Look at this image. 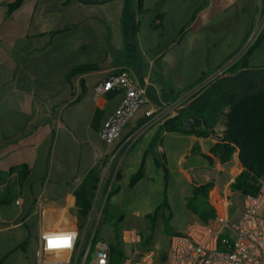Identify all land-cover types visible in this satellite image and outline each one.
<instances>
[{"label":"crops","instance_id":"crops-1","mask_svg":"<svg viewBox=\"0 0 264 264\" xmlns=\"http://www.w3.org/2000/svg\"><path fill=\"white\" fill-rule=\"evenodd\" d=\"M13 1L0 0V224L35 229V250L41 231L75 226L74 191L90 170L99 175V191L106 181L113 184L112 190L118 189L120 206L137 197L138 188L147 191L151 180L147 167L154 175L162 172L167 182L169 154L205 159L215 143L212 135L158 134L159 123L144 126L143 110L106 143L99 131L121 94L110 91L93 99L95 84L127 70L145 89L151 106L185 104L192 88L205 86L242 57L261 37L251 40L264 23V0H141L144 11L136 17L138 52L135 61L126 64L120 28L123 0H23L8 12ZM234 36L239 40L226 51ZM261 45L260 38L256 47ZM88 64L95 68L72 72L73 67ZM155 67L159 73L153 77ZM259 68L264 69V58L250 52L242 69ZM171 140L180 146L171 148ZM156 161L166 166V176ZM205 161L179 169L189 191L193 181L189 172L207 177L208 167L229 162ZM140 165L143 175L129 187V178ZM241 171L242 167L232 181ZM7 187L15 191L13 200L4 194ZM228 193L239 192L229 184ZM140 214L147 218V211Z\"/></svg>","mask_w":264,"mask_h":264},{"label":"trees","instance_id":"trees-1","mask_svg":"<svg viewBox=\"0 0 264 264\" xmlns=\"http://www.w3.org/2000/svg\"><path fill=\"white\" fill-rule=\"evenodd\" d=\"M23 0H14L8 5V12L16 8ZM83 3H103L108 0H79ZM141 0H123L120 14V28L123 40L122 59L126 64L135 61V53L138 52L136 37V17L142 13ZM261 37L255 40L226 71L216 75L199 91L178 108L172 115L158 124V134L163 131L192 134L198 137L212 135L214 125L221 119L225 128L221 137L215 139L214 145L204 154L205 159L212 164L216 160L223 164L235 154L242 171L230 183V189L243 194H255L258 191V183L264 177V69H242L246 66V60L251 50L258 44ZM94 65H80L72 68L73 73L94 69ZM200 119V122L185 123L188 119ZM167 174L166 166L156 161ZM143 175L142 165L133 173L128 181L132 187ZM99 175L95 170H90L78 188L74 191L76 211L81 227L92 205L95 191L98 187ZM191 196L186 202V208L197 216L201 222H206L216 215H224L226 204L229 202V194L222 192L213 181L199 184L191 182ZM110 190L107 199L117 192ZM212 193V197L209 194ZM4 194L9 201L15 197V191L7 187ZM157 207L156 210H158ZM156 210L148 213L147 218L155 223ZM105 211V207L103 208ZM171 214L167 215L170 219ZM167 235L171 231L164 228ZM23 240L18 244L22 250H26L29 239V230H25ZM154 227L150 229L153 233ZM100 236L94 233L93 240ZM151 238L148 235L144 241ZM109 242V241H108ZM110 264H116L125 255L121 241V233L114 227V240L109 242ZM36 251V250H35ZM164 260V254L159 255L155 264Z\"/></svg>","mask_w":264,"mask_h":264},{"label":"built area","instance_id":"built-area-1","mask_svg":"<svg viewBox=\"0 0 264 264\" xmlns=\"http://www.w3.org/2000/svg\"><path fill=\"white\" fill-rule=\"evenodd\" d=\"M201 88L191 92L187 100ZM110 91L119 92L121 100L100 128V137L106 143H111L138 111H144V126L148 127L160 123L184 104L176 101L158 108L151 106L145 89L127 70L110 74L95 84L92 97L96 99ZM224 128V120L221 119L213 127L214 139L222 136ZM103 201L98 210L92 204L88 211L85 227L89 226L92 215L95 216L91 233L85 232L80 236L76 226L41 231L35 264H110L109 242L103 238L93 240ZM15 202L19 203V200ZM71 232L76 233V238L70 247L47 248L46 235ZM121 241L128 250L116 264H155L156 253L152 248L141 247L138 229H123ZM159 264H264V177L259 181L255 194L242 195L241 213L236 220L228 222L224 215H216L206 222L190 223L182 233L170 235L164 260Z\"/></svg>","mask_w":264,"mask_h":264},{"label":"rangeland","instance_id":"rangeland-1","mask_svg":"<svg viewBox=\"0 0 264 264\" xmlns=\"http://www.w3.org/2000/svg\"><path fill=\"white\" fill-rule=\"evenodd\" d=\"M260 28L261 29L258 33L251 34L253 35V39H251L253 41L259 34H261L262 45L260 47L255 46L251 50L253 56H255L256 58H264V23ZM144 34L147 33H143V35ZM238 40L239 39L237 36L229 38V41L231 42V44H233V46H231V48H226V51L231 50ZM143 42L147 44V38H143ZM158 73L159 71L157 67L152 69L153 77L157 76ZM198 87L199 86L192 88L189 91V94L195 91ZM169 144L171 148L180 146V144L175 143L174 140H171ZM166 164L170 172L169 174H167V182H164V179L161 178V175H163L162 172L160 173V176H157L153 174L152 169L147 167V172L151 177L147 191L143 193L142 190L138 188L136 190L138 196L134 199H128L123 205L118 206V198L116 194L111 195L107 199L108 192L110 190L112 191L111 187L113 184H110L108 181H106L104 183L103 189L99 191V188H97L92 200V204L96 210H98L102 205L105 194L107 196L103 201V208L105 207V211L102 210L94 233L99 235L100 238H103L110 242L114 240V227L118 229V232L120 233L122 232L123 228L134 227L138 229L141 234L142 248H152L155 251L157 258L159 257V255L164 254L168 243V235L164 232L163 229L166 228L169 231H172L183 228L190 222L191 217L193 216L191 211L188 210L185 205V202H187L190 196L186 199H183V196H185L186 194L191 195V191H189L190 186L183 181V179H185V173L179 172V169L183 166L188 167L206 164V161L204 158L196 156H189L186 159H180L174 154H169ZM240 167L241 166L236 156H233L226 164H214L208 167L210 170L204 171L207 177L194 175L192 173L193 171L189 172V175L199 184H202L204 180L213 181L212 179H215L214 183L216 184V186L222 192L229 194V184ZM107 186L109 187L108 189H106ZM209 197H212V193L209 194ZM229 197V202L225 206L224 216L228 219V222H231L233 220H236L240 216L242 194L232 193L231 195H229ZM157 207L160 208L156 210ZM155 210L156 218L154 225H152L151 219L144 218L140 214L143 211H147V214H153ZM169 213L171 214V217L170 219H167L166 217ZM86 218L84 223L80 227L78 225L79 217L77 212H75L71 217L72 223H75V226L79 229L80 236H82L85 232L86 234L92 232L91 228L94 225L95 216L92 215V218L88 222V227H85ZM112 221H114V223H111ZM105 222H110V224H106ZM195 222H200L197 216L195 217ZM4 226L5 224H0V227H2L0 228V264H34L36 261V230L29 229V239L26 244V250L22 251L18 247V244L23 240L25 236V229H12L6 228ZM152 226L154 227L153 233L150 232ZM148 235H151V238L147 241H144V239L147 238ZM86 240L87 236L84 237V244H86ZM123 248L126 254L128 248L126 245H123ZM90 264H93V262H91Z\"/></svg>","mask_w":264,"mask_h":264},{"label":"clouds","instance_id":"clouds-1","mask_svg":"<svg viewBox=\"0 0 264 264\" xmlns=\"http://www.w3.org/2000/svg\"><path fill=\"white\" fill-rule=\"evenodd\" d=\"M47 240V248L51 249H58L62 247H70L72 242L76 238V233H65L59 235H46Z\"/></svg>","mask_w":264,"mask_h":264},{"label":"water","instance_id":"water-1","mask_svg":"<svg viewBox=\"0 0 264 264\" xmlns=\"http://www.w3.org/2000/svg\"><path fill=\"white\" fill-rule=\"evenodd\" d=\"M194 122L199 123L200 119L195 118V119H188V120L185 121V123H188V124H191V123H194Z\"/></svg>","mask_w":264,"mask_h":264},{"label":"bare ground","instance_id":"bare-ground-1","mask_svg":"<svg viewBox=\"0 0 264 264\" xmlns=\"http://www.w3.org/2000/svg\"><path fill=\"white\" fill-rule=\"evenodd\" d=\"M68 199H69V198H68ZM69 200H70V199H69ZM69 202H70V201H69ZM56 213H57V212H56ZM48 215H49V214H48ZM69 226H70V225H69ZM72 226H73V224H72ZM72 226H71V227H72ZM66 227H67V226H66ZM66 227H65V228H66Z\"/></svg>","mask_w":264,"mask_h":264}]
</instances>
